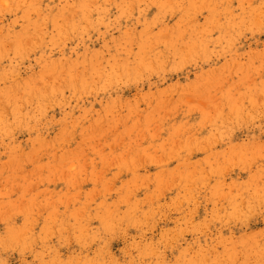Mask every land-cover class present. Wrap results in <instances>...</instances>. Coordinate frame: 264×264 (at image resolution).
Masks as SVG:
<instances>
[{
	"label": "rangeland",
	"instance_id": "obj_1",
	"mask_svg": "<svg viewBox=\"0 0 264 264\" xmlns=\"http://www.w3.org/2000/svg\"><path fill=\"white\" fill-rule=\"evenodd\" d=\"M8 239L0 264H264V0H0Z\"/></svg>",
	"mask_w": 264,
	"mask_h": 264
},
{
	"label": "bare ground",
	"instance_id": "obj_2",
	"mask_svg": "<svg viewBox=\"0 0 264 264\" xmlns=\"http://www.w3.org/2000/svg\"><path fill=\"white\" fill-rule=\"evenodd\" d=\"M127 69H128V68H125V70H127ZM13 230L18 231V230H21V229H19V228H14ZM10 240H11V239H8V240H0V243H1V244H3V243H9ZM51 252H52V254H53V259H56V256H58V255H57V252L54 251V250H52Z\"/></svg>",
	"mask_w": 264,
	"mask_h": 264
}]
</instances>
